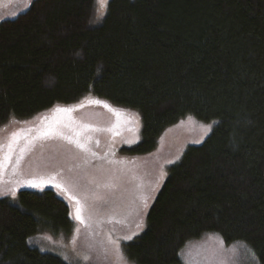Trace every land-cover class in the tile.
<instances>
[{
	"label": "trees",
	"instance_id": "obj_1",
	"mask_svg": "<svg viewBox=\"0 0 264 264\" xmlns=\"http://www.w3.org/2000/svg\"><path fill=\"white\" fill-rule=\"evenodd\" d=\"M34 0L0 23V127L82 99L133 110L152 152L168 128L212 123L172 166L132 264H181L207 234L243 244L264 264V0ZM67 205L53 192L0 199V264H73L28 239L66 241Z\"/></svg>",
	"mask_w": 264,
	"mask_h": 264
},
{
	"label": "rangeland",
	"instance_id": "obj_2",
	"mask_svg": "<svg viewBox=\"0 0 264 264\" xmlns=\"http://www.w3.org/2000/svg\"><path fill=\"white\" fill-rule=\"evenodd\" d=\"M32 1L0 0V22L24 13ZM105 12L106 5L101 7L96 0L93 24L99 23ZM88 101L58 105L25 120L11 119L0 127V160L4 165L0 199L15 198L20 191H51L67 205L72 222L68 240L58 241L49 234L28 239V245L41 253L62 257L73 264H132L124 254V245L143 231L169 169L180 161L186 149L205 141L212 123L187 118L162 133L152 152L131 154L130 150L141 140L139 114L109 104L120 110L114 114L102 104ZM57 107L74 110L56 112ZM55 128L65 137L85 143L88 151L61 136L41 135ZM17 132L19 138L10 152L8 143ZM161 169L165 175L153 191ZM28 181L42 184L43 190L28 186ZM54 184L70 187L61 190ZM141 184L143 188H138ZM141 194L149 197L147 207L138 198ZM77 201L83 222L76 219ZM128 236L131 239H125ZM179 258L181 264H258L243 244H225L214 234L186 243Z\"/></svg>",
	"mask_w": 264,
	"mask_h": 264
},
{
	"label": "snow or ice",
	"instance_id": "obj_3",
	"mask_svg": "<svg viewBox=\"0 0 264 264\" xmlns=\"http://www.w3.org/2000/svg\"><path fill=\"white\" fill-rule=\"evenodd\" d=\"M107 2H108V0H98V3L100 4L101 7H104L107 4ZM92 102L96 103V104H102L103 107L108 108L114 114H119L120 110L111 108L107 103H105L103 101L95 100V101H92ZM73 110H74V108H71V107L70 108L57 107L56 109H54V111H56V112H71ZM189 119H191V118H189ZM21 131H23V130H21ZM28 131H32V130L29 129ZM41 135L46 136V137L61 136L63 138L69 139L70 143H75L76 146L78 148H80L81 150L88 151L85 143H82L78 139H73L71 137H65L63 132L59 128L50 129L49 131L41 133ZM18 138H19V133L18 132L12 134V139L8 143V148H9L10 152L13 150V144L15 142H17ZM33 139H36V137H34ZM2 147H3V145H0V148H2ZM23 151H24V149H21V153H23ZM21 158H22V156L17 159V164H19V159H21ZM178 158L179 157H177V159ZM173 162L174 161H169V163H173ZM3 168H4L3 162H2V160H0V178H2ZM164 175H165V173L163 172V169H161L160 178L157 179L156 185L152 188L153 191L157 190V188H158L159 184L161 183L162 178H163ZM27 183H28V186H30V187H33V188L39 187V188H41V190H43L42 184H39V183H37L35 181H28ZM53 186L57 187V188H61V190H68V188L70 187V186H65L64 188H62L61 184H54ZM137 187L138 188H143V185L141 184V185H138ZM12 195L15 196V189L12 190ZM69 198L71 199L72 197L69 196ZM138 198L141 200V202L144 204V206L147 207V200L149 199V197L146 196V195L141 194ZM77 205H78V207L76 208V219L77 220H81V215L80 214H81V210L82 209L79 206L80 205V201H77ZM81 222H83V221L81 220ZM138 227H139V225H138ZM125 239H131V237L128 236V237H125ZM117 253L119 254V249L118 248H117Z\"/></svg>",
	"mask_w": 264,
	"mask_h": 264
},
{
	"label": "flooded vegetation",
	"instance_id": "obj_4",
	"mask_svg": "<svg viewBox=\"0 0 264 264\" xmlns=\"http://www.w3.org/2000/svg\"><path fill=\"white\" fill-rule=\"evenodd\" d=\"M2 14H1V12H0V16H1ZM1 21V20H0ZM1 23V22H0Z\"/></svg>",
	"mask_w": 264,
	"mask_h": 264
}]
</instances>
